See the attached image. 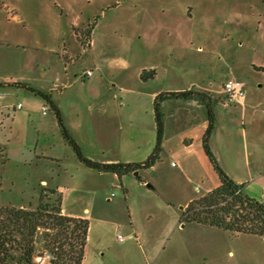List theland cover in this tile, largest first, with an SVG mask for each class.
I'll return each mask as SVG.
<instances>
[{
	"label": "rangeland",
	"instance_id": "1",
	"mask_svg": "<svg viewBox=\"0 0 264 264\" xmlns=\"http://www.w3.org/2000/svg\"><path fill=\"white\" fill-rule=\"evenodd\" d=\"M18 13L22 19L18 25L20 43L0 48V83H24L40 90L52 88V99L65 126L90 160L99 162L100 156L90 140L76 129L77 122L88 119L90 82L99 75L93 64L112 55L134 62L141 52L149 63H159L161 56L173 55L185 67L210 76L212 91H221L226 79H237L243 84V98L264 105V72L259 71L264 68V0H23ZM88 24L95 27L94 46L82 53L83 47L76 43L71 27ZM108 37L115 40L102 44L103 38ZM63 40L71 55L64 53ZM72 54H80L78 61L73 60ZM89 68L93 76L85 77ZM104 70L107 75L112 73ZM122 85L126 89L132 86L127 80ZM0 93V208L35 210L41 189H55L63 195L68 214L88 220L83 264H131L133 257L139 258L140 250L148 247L151 264H161L181 236L177 222L172 230L174 215H179L182 206L178 202L187 197L196 202L207 194L201 192L205 185L199 180L186 181L184 175L175 176L169 166L180 159L182 150L212 183L211 166L197 140L200 124L195 123L182 133L183 137L194 139L191 148L181 147L178 152L176 143L170 141L168 145L175 149H169L167 154L161 151L156 164L162 174L154 177L148 170L116 179L111 173H99L79 162L63 140L53 111L41 98L13 85L0 88ZM145 93L140 101L125 93L117 100L122 122L135 115L134 121L143 124L144 139L154 126L153 104ZM219 96L224 95H216ZM43 106L47 108L45 114ZM184 107L193 112L192 105ZM164 156L168 159L164 160ZM142 180L155 187L170 182L180 188V196L170 198L167 208L157 201L167 198L165 191L158 193L143 187ZM246 186V196L264 201V177ZM148 200L158 207L149 209ZM148 213L152 219L146 221ZM144 225L155 233L148 238L139 235L129 239L131 228L141 231ZM118 235L124 237L123 242L117 240Z\"/></svg>",
	"mask_w": 264,
	"mask_h": 264
},
{
	"label": "crops",
	"instance_id": "2",
	"mask_svg": "<svg viewBox=\"0 0 264 264\" xmlns=\"http://www.w3.org/2000/svg\"><path fill=\"white\" fill-rule=\"evenodd\" d=\"M46 1L51 2L52 0ZM22 6L23 0H0V48L18 46L20 43L18 25L22 23V19L19 17L18 12ZM55 8L57 9L58 6L55 5ZM78 27L85 28L72 25L71 30L76 43L81 46L73 31L74 29H82H78ZM94 29L95 27L89 38L90 45L88 50L94 46L92 37ZM169 33V31L166 32L167 41ZM103 39L102 44L104 45L106 43L108 45L115 40L111 37ZM64 41V53L71 55L66 49L67 45ZM85 51L82 49V53ZM73 57L75 58L73 59L74 61H78L80 54L76 55V57L73 55ZM134 59V62H130L121 56L112 55L110 59L103 62L98 61L97 64L92 66L93 70L99 72V75L90 82L91 89H89L92 97L87 101L86 114L88 119L86 122H77L78 128L76 129L80 130L82 135L93 144L94 152L100 156L99 162L107 164L141 163L154 150L156 143L155 124L148 129V136L144 139L143 124L142 122L134 121L136 119L135 115L129 117L126 122H122L120 105L117 106L120 103L117 100L124 97V93L125 95L135 96V100L140 101L141 97L146 95L145 92H147L152 105L154 98L160 93L182 92L190 89L194 90L195 88L194 91L207 94L212 100V105L210 106L214 118V126L207 139L210 152L220 170L234 184L242 186L241 190L246 195V185L252 180H259L264 177V105L260 101L252 103L245 98L230 105H225L223 103L224 96L216 97V95H222V88L219 92L212 91L210 76L201 75L198 73L199 70L194 71L185 67L183 62L175 59L173 55L170 57L161 56L159 63H149L148 59L141 55V52ZM105 68L112 71V73L107 75ZM63 69H66L64 64ZM142 71H154L155 76L148 82L143 83L140 80ZM126 80L132 84L128 89L122 85ZM228 80L230 79H226L223 83ZM13 83L10 82L9 84ZM41 90L52 92L53 89L42 88ZM184 105H192L194 107L193 112H187ZM2 108L0 105V112ZM163 111L165 114V134L161 149L164 152L166 151V154L169 149H175L168 145L170 141L176 143L178 152L181 147L189 149L193 146L194 139L183 137L182 133L189 131L195 123L200 124V134L197 140L198 142L200 141L203 150V136L208 126L206 107L195 101L178 100L165 102ZM69 128H72L73 132L74 130L76 131L73 127ZM179 154L181 156L180 159L174 160V166H169L175 176L184 175L187 178L186 181L189 179L199 180L202 185H205L204 190L201 191L204 194L219 185L218 175L205 154L213 173L212 183H209V179L204 178V174L200 171L199 165L193 158L186 156L182 150ZM53 159L57 160L56 158ZM166 159L168 157L164 156V160ZM171 161L173 160L169 162ZM1 165L2 162L0 161V178ZM161 169L159 164H156L147 171L150 175L156 177L158 174H162L163 170L161 171ZM112 175L117 179L114 174ZM141 185L154 192L165 191L167 198L163 202L160 201L162 198L157 199V201L165 203L167 208H170V198L176 199L180 196V188L170 182L165 185L157 186L156 184L155 187L147 183L146 180H142ZM192 200V198L187 197L184 201L178 202L182 206L179 208V215H174L172 230L175 231L174 225L177 222V231H182L181 236L161 264H264V237L249 234H232L216 227L182 221L184 208ZM63 201L62 195V212L64 215L81 218L68 214L64 208ZM156 206L158 207V204L148 200L147 207L149 209L156 208ZM151 219L152 214L148 213L145 220ZM140 229L142 232L139 229L131 228L129 239H137L139 235L147 236L148 238L155 233L152 232V227L149 225H144ZM147 249H141L140 255L138 254L139 258L134 256L133 260L130 254H126L134 262L131 264H141V261L143 264H151V259L148 256V254L152 255L151 248L148 247Z\"/></svg>",
	"mask_w": 264,
	"mask_h": 264
},
{
	"label": "trees",
	"instance_id": "3",
	"mask_svg": "<svg viewBox=\"0 0 264 264\" xmlns=\"http://www.w3.org/2000/svg\"><path fill=\"white\" fill-rule=\"evenodd\" d=\"M93 28L94 24H88L84 29L73 30L83 49L89 48ZM64 61H68L66 57ZM259 71L264 72V68ZM154 76V71H142L140 80L147 82ZM6 85L26 89L41 98L53 111L63 140L73 150L79 162L99 173L114 174L118 179L131 173L150 170L160 160L165 134V102L195 101L203 105L208 113L203 151L218 175L219 185L196 202L191 201L182 213V221L216 227L232 234L264 237V201L246 196L241 190L242 186L234 184L220 170L207 145V139L214 126L210 106L212 100L207 94L192 89L158 94L153 100L156 143L152 153L141 163L107 164L90 160L82 154L79 145L65 126L51 92L34 89L24 83H0V88ZM237 190L241 191L235 195ZM88 229V220L63 214L61 193L55 189L42 188L35 210L24 207L0 208V264H37L35 259L45 253L51 255L48 264H83Z\"/></svg>",
	"mask_w": 264,
	"mask_h": 264
},
{
	"label": "built area",
	"instance_id": "4",
	"mask_svg": "<svg viewBox=\"0 0 264 264\" xmlns=\"http://www.w3.org/2000/svg\"><path fill=\"white\" fill-rule=\"evenodd\" d=\"M85 77H90L91 76V71L87 70L84 73ZM222 93L224 95V104L225 105H230L238 100H241L244 97V89H243V84L241 81L237 79H230L226 82L223 83L222 86ZM21 105L17 106V109H20ZM47 112V108L45 106L42 107V113L45 114ZM171 166H174V163H171ZM241 190L235 191V195L240 193ZM196 194L197 196L200 195L199 189H196ZM262 198L264 199V193L262 194ZM117 240L119 242L124 241V237L121 235H118ZM51 259V255L49 253H45L41 257H37L35 259L37 264H48V262Z\"/></svg>",
	"mask_w": 264,
	"mask_h": 264
},
{
	"label": "water",
	"instance_id": "5",
	"mask_svg": "<svg viewBox=\"0 0 264 264\" xmlns=\"http://www.w3.org/2000/svg\"><path fill=\"white\" fill-rule=\"evenodd\" d=\"M137 175V173H134V176H136Z\"/></svg>",
	"mask_w": 264,
	"mask_h": 264
}]
</instances>
